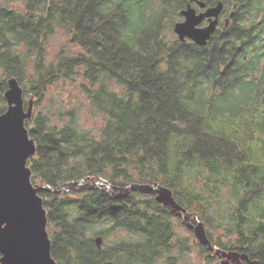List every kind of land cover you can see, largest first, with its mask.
<instances>
[{
  "label": "trees",
  "instance_id": "1",
  "mask_svg": "<svg viewBox=\"0 0 264 264\" xmlns=\"http://www.w3.org/2000/svg\"><path fill=\"white\" fill-rule=\"evenodd\" d=\"M227 2L240 7L237 13L264 11V0ZM186 5L187 0L0 1V72L19 81L24 99L28 93L37 98L39 109L26 121L37 145L28 166L33 184L46 187L39 195L58 264L215 261L204 245H191L175 232V216L155 195L56 191L92 178L114 188H171L182 207H198L214 246L264 264L261 166L241 165L247 157L237 143L208 133L204 119L210 107L216 110L215 98L223 105L236 103L228 108L249 101L210 89L212 81L220 84L218 44L205 50L175 39L174 25ZM59 32L67 44L50 58V42ZM68 83H79L88 114L102 118L97 130L83 125L82 103L40 109L51 86ZM224 188L227 205L219 200ZM210 227L222 229V235L215 239Z\"/></svg>",
  "mask_w": 264,
  "mask_h": 264
},
{
  "label": "water",
  "instance_id": "2",
  "mask_svg": "<svg viewBox=\"0 0 264 264\" xmlns=\"http://www.w3.org/2000/svg\"><path fill=\"white\" fill-rule=\"evenodd\" d=\"M201 5H205L201 2ZM223 3L209 8L205 13L196 16L190 5L181 11L183 22L174 26V33L179 39L194 40L205 46L216 29L217 20L207 28L196 26L205 17H218ZM1 80V78H0ZM8 103L7 111L0 115V232L1 264H58L51 253V239L48 232L47 211L39 195L45 186H35L32 182V171L29 160L36 155L37 145L30 137L26 121L33 116L34 98L29 100L25 109L24 90L16 78H10L9 89L5 93ZM98 188L92 184L80 186L78 182L67 184L57 189L64 193L70 189ZM106 191V190H105ZM111 193L126 196L131 192L155 195L159 204L171 209V214L184 219V224L193 230L197 240L215 256L222 257V264H259L245 252L225 251L216 248L209 239L203 223L191 221L192 213L182 207L174 197L171 188L155 184H132L124 188H112ZM99 248L103 239H96ZM212 253V256H213ZM102 264H115L107 261Z\"/></svg>",
  "mask_w": 264,
  "mask_h": 264
},
{
  "label": "flooded vegetation",
  "instance_id": "3",
  "mask_svg": "<svg viewBox=\"0 0 264 264\" xmlns=\"http://www.w3.org/2000/svg\"><path fill=\"white\" fill-rule=\"evenodd\" d=\"M201 2L205 5H201ZM220 2L223 3V8L218 17H205L196 26L198 29L207 28L212 21L217 20L216 29L207 45H199L190 38L182 41L178 35L176 40L205 50L218 44L220 84L217 85L212 81L210 89L224 93H238L244 101H249L248 104L264 106V11L253 13L252 16L237 13L240 7L229 4L227 0H220L214 5H210L209 0H187L185 8L190 5L195 9V15L199 16ZM250 17L253 19L250 20ZM184 20L185 17L180 12V19L176 23ZM0 78V110L5 109L0 113L2 115L8 109L5 93L9 89L10 79L4 78L2 74ZM25 109H27L26 105Z\"/></svg>",
  "mask_w": 264,
  "mask_h": 264
},
{
  "label": "rangeland",
  "instance_id": "4",
  "mask_svg": "<svg viewBox=\"0 0 264 264\" xmlns=\"http://www.w3.org/2000/svg\"><path fill=\"white\" fill-rule=\"evenodd\" d=\"M174 35L176 39L177 35L175 33ZM65 42L66 37L64 33L59 32L50 42V58H52L54 53L58 51L59 47L62 44H67ZM79 83L76 84L78 85ZM76 84H55L51 86L42 100L40 109H43L44 107L49 108V103L52 105L54 104V107L59 109H68L77 105L78 103H82L85 106V108L82 109L83 112H81V119L83 125L87 129L97 130L99 127L102 126V118L100 116L91 117L88 114L87 102L85 101L82 94L78 91V86ZM218 93L222 92L218 91ZM31 98H34V100L37 102V98L34 97L32 94L28 93L27 95H25L26 101H29ZM214 105L216 107V110L218 111L212 109V107L209 108V111H205L204 119H206L207 121L205 124L206 131L211 135L235 141L239 146L241 154L247 157L246 160L241 162V165H260V173L264 174V106L262 104H249L242 105L237 108H228L226 106L236 105V103H225V105H223L220 100H217V98H215L214 100ZM37 109H39V107L37 108V106L34 104V114ZM230 112H233V114ZM199 181L201 183V179ZM193 183L195 184L196 188L201 187V185L196 180H194ZM228 199L229 196L227 193V189L224 188L219 200L223 202V205H227ZM212 206L213 209L218 207L216 201L212 202ZM188 211L192 213V222L196 220L197 222H201L204 224V221L201 220V217L198 213V207L194 205L193 208ZM174 222L177 225L175 232H177L181 237L189 239L191 245H194L199 242L195 236L194 231L192 230V232H190V229L186 227L183 218L175 216ZM214 226L217 227V224L215 223ZM209 230L210 234L215 239L222 235V229H215L213 227H210ZM223 242H228V239L223 238ZM215 247L220 248L218 246ZM193 258L196 262L198 261L199 254L197 250H194ZM213 259L215 261L210 264H222V257H214L213 253Z\"/></svg>",
  "mask_w": 264,
  "mask_h": 264
},
{
  "label": "built area",
  "instance_id": "5",
  "mask_svg": "<svg viewBox=\"0 0 264 264\" xmlns=\"http://www.w3.org/2000/svg\"><path fill=\"white\" fill-rule=\"evenodd\" d=\"M80 186H83L85 184H92L95 185L98 188H102L106 191H111L112 190V186L104 179H89L88 182H86L85 180H82L81 182H78Z\"/></svg>",
  "mask_w": 264,
  "mask_h": 264
},
{
  "label": "snow or ice",
  "instance_id": "6",
  "mask_svg": "<svg viewBox=\"0 0 264 264\" xmlns=\"http://www.w3.org/2000/svg\"><path fill=\"white\" fill-rule=\"evenodd\" d=\"M4 231L3 224H0V232Z\"/></svg>",
  "mask_w": 264,
  "mask_h": 264
},
{
  "label": "clouds",
  "instance_id": "7",
  "mask_svg": "<svg viewBox=\"0 0 264 264\" xmlns=\"http://www.w3.org/2000/svg\"><path fill=\"white\" fill-rule=\"evenodd\" d=\"M110 192V191H109Z\"/></svg>",
  "mask_w": 264,
  "mask_h": 264
}]
</instances>
